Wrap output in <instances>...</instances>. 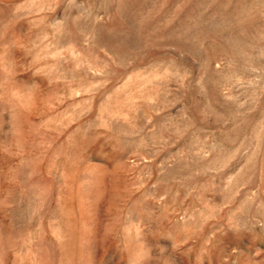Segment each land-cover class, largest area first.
<instances>
[{"label": "rangeland", "instance_id": "374dc122", "mask_svg": "<svg viewBox=\"0 0 264 264\" xmlns=\"http://www.w3.org/2000/svg\"><path fill=\"white\" fill-rule=\"evenodd\" d=\"M0 264H264V0H0Z\"/></svg>", "mask_w": 264, "mask_h": 264}]
</instances>
